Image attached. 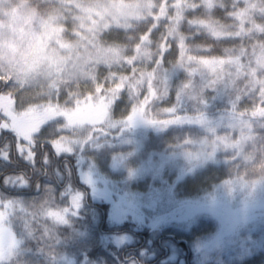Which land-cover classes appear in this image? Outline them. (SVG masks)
Masks as SVG:
<instances>
[{
	"label": "rangeland",
	"instance_id": "1",
	"mask_svg": "<svg viewBox=\"0 0 264 264\" xmlns=\"http://www.w3.org/2000/svg\"><path fill=\"white\" fill-rule=\"evenodd\" d=\"M161 3L178 25L174 32L189 22L190 27L204 26L216 38L232 36L239 38L240 45L255 40L264 45V38L258 35L264 30L261 24L253 23L248 15L245 20L239 15L237 25L214 17L211 12L218 3L215 0H0V78L3 84L8 83L0 93V172L16 164V159L36 166L40 155L49 165L48 152H44L48 144L55 157L71 158L78 181L73 184L56 169L59 186L44 184L37 194L21 196L17 190L30 188L32 179L16 172L24 169L17 168L3 177L0 264H141L134 256L119 255L120 249L132 241L129 230L147 231L150 249L155 234H164L154 227L158 218L181 209L179 204L183 202H191L192 208L208 198L221 200L228 211L221 218L218 209L200 213L201 218L190 228L181 214L170 215L169 219L187 227V236L166 234L171 239L163 240V249L178 257V261L168 260L166 264H264V220L249 227V223L242 224L245 215L239 217L242 221L237 225L234 218L247 201L244 195L257 189V194L264 197V117L223 120L202 129L163 127L164 123L158 126L160 129H140L137 126L146 119L168 118L173 111L169 99L145 103L140 111L134 104L118 110L114 101L120 92L109 85L96 86L97 93L92 97L97 101L92 99L91 103L84 98L79 101L68 87L63 92L56 86L52 94L48 87L53 75L48 66L55 62L56 55V66L75 63L82 49L99 43L103 32L120 27L118 22L128 29L136 24L137 16L140 21L147 18L149 24L155 22L152 16L162 13ZM179 12L190 14L191 20L184 24V16L177 20ZM49 15L53 17L50 20ZM64 17L70 20L72 29L60 28ZM114 47L106 45L105 49ZM157 47L151 39L142 45L141 52ZM172 72L169 69L166 77ZM251 72L244 106L225 114L258 108L264 115V64ZM185 74L177 76L179 82ZM239 104L234 102L235 106ZM44 106L48 107L41 109ZM135 109L139 112L133 118ZM127 110L130 112L125 115ZM104 114L109 115L107 120L100 121ZM211 164L217 166V182L211 186L206 183L200 190L197 188L202 184L191 185L192 189L184 187L187 176L202 173ZM95 202L107 204L103 214L114 233L96 227L102 212L93 209ZM191 208L182 213L187 220L197 211ZM7 216L12 220L5 223ZM90 217L95 221L89 223ZM17 224L19 231L15 232ZM29 225L34 228L29 229ZM40 228L37 237L45 238L43 245H38L37 252L27 259L17 249L21 250L25 237L36 239ZM177 241L186 246L182 248ZM97 247L94 253L92 249ZM141 248L138 252L143 256L145 250ZM89 253L90 257L83 255Z\"/></svg>",
	"mask_w": 264,
	"mask_h": 264
},
{
	"label": "trees",
	"instance_id": "2",
	"mask_svg": "<svg viewBox=\"0 0 264 264\" xmlns=\"http://www.w3.org/2000/svg\"><path fill=\"white\" fill-rule=\"evenodd\" d=\"M75 2H77V0H75ZM215 2L218 3L211 12L214 17L224 20L229 24L235 22L232 24L237 25L240 21L238 18L239 15H242L244 20L247 18L246 15H248L252 16L250 18L253 23L261 24L264 29V0H215ZM54 4L56 5L55 2ZM161 11L162 13H160L159 16H152L155 22L151 24L146 21L147 18L141 21L138 20L139 16L134 20L136 24H132L129 29L124 23L118 22L117 25L120 27L103 32L99 38V43L96 42L82 49V51L78 53L80 59L75 63H66L56 66L58 61L56 58L59 59V55H56L55 62L51 63V66H48L53 72L52 78L48 83L49 89H52L51 94L56 86L57 88L62 87L64 89L63 92L68 87L73 92L74 96L79 98V101L82 102L84 98L87 100V103L88 101L91 103L93 99L92 95L97 93L95 92L97 90L96 86L101 88L102 86L109 85L121 93V95H118L120 93L115 95L114 102H117L116 106H118L116 109L125 110V108L128 109L129 106L134 104L137 105V109L140 108L139 111L142 110V105L145 103L147 105L150 103L155 104L169 99L173 111L169 113L168 118L165 120L146 119L143 124L137 126V128L140 129L147 127H152L155 130L160 129L158 126L161 123H164L163 127L168 125L178 127L193 126L202 129L223 120L240 119L242 117L245 119H253L256 116L264 117L261 109L259 110L254 107H250L254 109L245 108V111L232 115L235 110L244 106L242 102L247 97L246 86H248V82L251 81L253 75L251 71L255 69L258 64H264V49H261L262 47L264 48L263 43L255 40L253 43L250 42L249 44L246 43V45H240L238 41L239 38L237 37L229 36L225 38H216L208 33L204 26L197 27L194 24L190 27L188 25V21L191 20L190 14L185 15L184 12H179L177 20L184 16L183 20H185L183 24L186 22L188 23L182 25L180 31L178 30L179 32H174L173 28H177L178 25H175V20L169 18V10H167L166 6H162V3ZM186 11L187 10H185V12ZM50 15L48 18L49 20L53 18ZM147 17L150 18L149 16ZM63 20L64 23L60 25V28L72 29L69 24L70 20L67 17H64ZM187 25L190 28H188ZM165 26L168 27V30ZM258 35L264 38V30ZM249 37L250 36H247V39ZM151 39L155 40L158 47L146 51L147 54L142 53V45ZM104 45H109L110 48L115 47L113 50H108L105 49ZM169 69H172L174 73L172 72L166 77ZM183 72L187 74H185L182 81L179 82L177 76ZM1 78L0 93L5 90L4 85L6 84H3ZM89 78L94 79L91 80ZM95 79L98 80L95 81ZM110 80L112 81L109 84ZM34 83H36V81H34ZM6 85L8 88V83ZM169 96H173V98L170 99ZM93 100L95 102L97 101L96 99ZM234 102H240L239 106H235ZM224 106L226 107L224 108ZM47 107L48 106H44L41 109ZM234 107H237L234 112L229 115L225 114L230 110L232 111ZM139 111L135 109L133 118L138 115ZM129 112L130 111L127 110L125 115ZM108 116L104 114L99 120L106 121ZM133 121L134 124L137 123L135 119H133ZM95 126L97 129V125ZM1 144L2 143H0V146ZM50 148V145L47 144V149L44 150V152H48L50 159L49 165H45L40 158L41 155L38 157L36 166L23 163L20 159H16V164L10 165L9 167L6 166V169L0 172V186L2 187L3 177L17 168L24 169L16 172H22L23 177L27 180L32 178L29 183L31 184L30 188H21L17 190V193L21 196L37 194L44 184L57 183L59 186L60 178L57 176V170L64 175V178H67L68 181H73V184L77 185L78 181L75 175V166L71 158L64 156L55 157ZM0 149H2V147H0ZM42 152L41 150V153ZM1 161L2 160H0V162ZM6 163H8V161H6ZM47 167L50 170L48 173H46ZM42 171L45 172V174H41ZM216 172L217 166L211 164L210 168L202 173L189 177L187 176L182 184L184 187H187V189H190L192 187L191 185L196 184L195 186H199L202 184L200 188H197L200 190L205 187L204 185L206 183L211 186L213 183L217 182L216 179L214 180V175L217 174ZM31 174L35 175V177L33 178ZM257 192L256 189L253 193L243 196L247 201L242 205V211H239L236 207L239 213L238 215L235 214L238 218L234 217L235 220H238L236 225L242 221V219L239 218L242 217L241 215L246 216L243 217L246 222L241 223L244 225L249 223V227L258 224L260 220H264V197H260ZM207 200L208 201L204 203L199 202L198 205L192 208L189 205L191 202H183L179 204L181 209L174 210L175 212L167 211L164 217L160 220L158 218L157 225L153 226L159 228V230L161 229L164 234H155L150 249L147 245V231L129 230L131 234L128 235V237L131 238L130 240L132 241L129 242L130 240L126 236L128 238L126 241L129 242V244L126 248L120 249L119 255L122 257L134 256L141 264H166L168 260L174 259L178 261L177 256H170V254L166 252L167 250L165 248L163 249V240L171 239L166 236L167 233L175 232L178 236H185L187 227L171 220V218L169 219V216L181 214L184 218V222L190 228L201 218L199 215L200 213H209L218 209L220 213H218V215L221 218L226 211H228L227 207H224L220 203L221 200L211 201L209 198ZM106 205L107 204L94 203L93 209L95 210L98 208L97 210L102 212L101 217L95 218L97 221L96 227L101 229L102 232L111 234L114 233L113 228H110L106 223L107 219L103 214ZM187 208L197 210L194 214L188 215V217H190L189 220L183 216ZM37 216L38 215L35 216V219ZM213 217L216 218L215 216ZM95 219L90 217L89 223H91L92 220L95 221ZM7 220H12V216H7L4 222L7 223ZM28 228L33 229L34 226L29 225ZM121 228H124V226ZM18 229L19 227L17 224L13 230L18 232ZM179 230H182L183 233L177 232ZM40 231H42L41 228L37 231L36 239L34 240L30 239V237H25V243L21 250L17 249L18 253L26 254L27 259L33 257V254L37 252V250H35L36 247L38 245L42 246V239L45 240L43 237H37L38 233L41 235ZM15 232L14 234L12 233V235H14L13 238L17 241ZM125 235H127V233ZM50 238H53L52 234ZM218 240H216V242ZM176 243L181 244L182 248L186 246V243L182 241H177ZM141 244H143L144 247H142ZM74 245L76 246V244ZM140 248L141 250H145L143 256L141 255L142 253L140 254L138 252ZM87 249L88 248L83 249L84 252L82 253H85ZM45 251L49 252L51 250L45 248ZM92 251L96 253L98 247L92 249ZM83 255L90 257V253ZM7 264H12V262ZM174 264H177V262H174Z\"/></svg>",
	"mask_w": 264,
	"mask_h": 264
}]
</instances>
